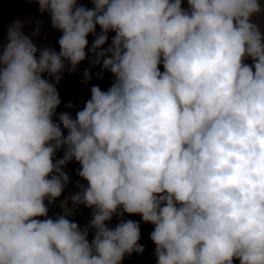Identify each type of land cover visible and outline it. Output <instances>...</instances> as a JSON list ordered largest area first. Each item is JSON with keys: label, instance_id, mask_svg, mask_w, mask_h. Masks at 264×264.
Returning <instances> with one entry per match:
<instances>
[{"label": "clouds", "instance_id": "9594fccd", "mask_svg": "<svg viewBox=\"0 0 264 264\" xmlns=\"http://www.w3.org/2000/svg\"><path fill=\"white\" fill-rule=\"evenodd\" d=\"M28 2L62 34L58 52L38 48L14 22L0 45V264H121L144 251L138 221L105 223L124 213L154 226L156 264H264L261 0ZM90 33L89 63L115 79L54 121L59 73L86 59ZM72 160L84 228L48 217Z\"/></svg>", "mask_w": 264, "mask_h": 264}, {"label": "trees", "instance_id": "16d2710c", "mask_svg": "<svg viewBox=\"0 0 264 264\" xmlns=\"http://www.w3.org/2000/svg\"><path fill=\"white\" fill-rule=\"evenodd\" d=\"M261 2H262V4H264V0H261ZM78 4H82L87 8H91L93 6L91 3V0H78ZM182 6L187 7L186 0H182ZM38 7L39 6L37 3H35V2L29 3L28 0H0V10H2V13H0V43L4 44L7 42V39H6L7 29L10 26L7 24L6 14H8V15L13 14L16 17H19L20 19H22L24 22L27 23L28 27L26 28L24 25L22 32L25 35L29 36L30 39L33 41V43L36 44V46H38L37 42H40V37L34 36L33 33H36V32L29 29L30 24L27 22L28 19H30L32 21H33V19H35V20H37L38 24H42V22L46 19V17L48 18V15H47L48 12H44L45 14L41 13V12H39ZM4 14H5V16H4ZM4 18H5V20H4ZM49 21H50V19L48 18V20H47L48 28H49ZM253 21L256 22L260 26L261 31L264 32V12L254 16ZM38 29H41V26L37 27V32L40 31ZM52 31H54V30H52ZM99 31H100V28L97 25L96 26V33H99ZM114 35H115L114 32L109 31V33L107 34L108 40L101 47L102 48L108 47L109 44L111 43V39ZM59 37H58V39H59ZM94 38H95V35L91 34V33L87 36L88 45L85 48V51L87 54L86 59L81 61L76 66V70L74 72H69V71H67V69H65L64 71L59 73L61 75V80L58 84L55 85L57 88V91L59 93V97H63L64 99L69 100V98H71V96H73V94H71V91H72V85L71 84L73 83V80H75L76 78L79 77V74H81V72L83 71L81 69L83 67H86V69H88L89 74L91 73L90 75H92V77L95 79V81H100L103 78H105L104 82L106 84H108V83L110 84V81H112V82L114 81L115 77L113 76V74L110 71H108L107 69H102V61H101V64H96V65L89 63V58H91L93 60L95 59L94 54L88 53V48L91 46V43L94 40ZM42 46H43V44L40 42V45L38 46V48H42ZM53 49H55V50L58 49V50H56L58 52L59 51V45L57 48L53 47ZM245 62L251 64L252 60H251V58H248ZM158 67L160 68V71H163L162 64L158 65ZM100 73H102V78L97 75ZM43 75L45 78H48L50 80V82H54V81H52V79L50 77L47 76V73H45ZM60 109H61V105H60ZM57 156H60L62 158L63 149L57 150L56 155L54 157V160L56 159ZM79 167H80L79 163L72 160V161L67 162L63 166V169L69 168V170L75 175L78 182L81 183L84 180L81 177H79L77 174V169H79ZM61 202H65L62 195L57 197L55 199V201L51 204H48V201L45 200V204H48V217L55 218L57 215L63 214V213H65V211H69L72 214L66 216L67 219H69L70 221L77 222L78 226L81 228H84L86 225H88L89 221L92 218L91 217V213H92L91 208L85 207L83 204H80V205H82V208H81V211L79 212V206L80 205L74 206L72 203H70L69 205H67V203H65V209H64V206H62ZM36 219L42 220V219H45V217H36ZM119 219H124V220L131 219V220L139 222L140 240L138 241V243L144 246V251L142 253L133 252L131 255L126 254L125 257L123 258L121 264H129V261H131V260L137 261L138 263L156 264V257L154 255L155 244L151 241L150 236H149V234L153 230L154 226L151 223L143 222L141 220V217L139 214H127V213H124L123 216L119 217V218L114 215L111 220L106 221L105 223L110 227H114L119 222ZM93 234H94V229L89 228L88 229V237H87V239L89 241H91ZM233 264H239V261H234Z\"/></svg>", "mask_w": 264, "mask_h": 264}, {"label": "rangeland", "instance_id": "374dc122", "mask_svg": "<svg viewBox=\"0 0 264 264\" xmlns=\"http://www.w3.org/2000/svg\"><path fill=\"white\" fill-rule=\"evenodd\" d=\"M0 13H2V10H0ZM5 13V12H4ZM45 14V13H44ZM48 18L50 19V15L49 13H47ZM5 16V14H4ZM26 16V15H25ZM6 21L7 24L9 26H11L14 22H19L21 25V30L25 27L27 28L28 25L26 22H24L22 19H20L19 17H16L13 14H6ZM48 18L46 17V19L48 20ZM44 20L42 22V24H38L37 20L33 19L30 20L28 19L27 22L30 24V30L35 31L36 33H33L34 36L40 37V42L43 44L42 47L48 46V47H58V37L61 36V31L53 28L51 26V22L49 21V28H48V24H47V20ZM5 20V18H4ZM41 26V29L39 32H37V27ZM54 30V31H52ZM38 33V34H37ZM43 33V34H42ZM109 33V32H108ZM107 33V34H108ZM40 42H37L38 46L40 45ZM0 45H3L0 43ZM37 46V47H38ZM58 50V49H56ZM83 71L81 72V74H79V77L76 78L75 80H73L72 85V91L71 94H73V96H71V98H69V100L64 99L63 97H60L61 100V109H60V105L57 107L56 109V115H54L52 117V119L54 121H57L58 119V115L60 113L63 112H68L69 114H71L73 117H75V113L82 109L84 106V103L90 99L91 97V92L90 89L93 85H98L102 91H106L112 84V81H110V84H106L104 82L105 78H103L100 81H95V79L92 77V75H90V79L87 82H84V76L83 73L86 70V67L81 68ZM88 70V69H87ZM71 103L72 107H66L67 104ZM63 133L66 135L67 134V130L62 128ZM61 158L60 156H57L56 159ZM63 171L69 176V181L67 183V185L65 186L64 190L62 191L61 195L64 198L65 203H67V205H69L71 202L70 199H68L71 195H73L74 193H76L77 191H79V189L77 188V183L82 184L84 186H87V181H83V182H78V180L76 179L75 175L69 170V168H65L63 169ZM82 205L79 206V212L81 211ZM64 209H65V204H64ZM129 264H152V263H138L137 261L131 260L129 261Z\"/></svg>", "mask_w": 264, "mask_h": 264}]
</instances>
